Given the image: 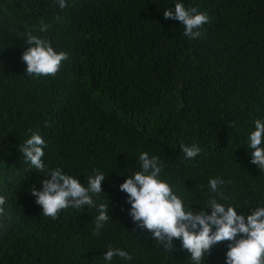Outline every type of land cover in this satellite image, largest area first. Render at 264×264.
<instances>
[{
    "label": "trees",
    "instance_id": "16d2710c",
    "mask_svg": "<svg viewBox=\"0 0 264 264\" xmlns=\"http://www.w3.org/2000/svg\"><path fill=\"white\" fill-rule=\"evenodd\" d=\"M176 2L66 0L60 9L58 0H0V264H109V245L133 257L110 264H193L180 240L165 250L130 216L119 185L140 169L143 152L160 158V178L186 210L211 215L216 177L232 181L219 202L238 214L264 206V172L251 163L247 139L264 121V0H179L210 18L195 40L164 19ZM28 32L69 54L55 76H26ZM33 133L46 142L49 169L85 185L94 169L106 176L94 197L109 205L99 236L96 208L61 210L55 220L42 214L31 189L47 177L18 147ZM181 144L201 152L186 159ZM229 243L200 264H227Z\"/></svg>",
    "mask_w": 264,
    "mask_h": 264
},
{
    "label": "clouds",
    "instance_id": "9594fccd",
    "mask_svg": "<svg viewBox=\"0 0 264 264\" xmlns=\"http://www.w3.org/2000/svg\"><path fill=\"white\" fill-rule=\"evenodd\" d=\"M58 2L60 9L66 7V0ZM163 16L166 20H178L184 28V36L192 40L199 38L200 29L210 22L207 13L198 11L197 7L186 8L179 0L174 9L165 10ZM47 29L46 24L40 27L41 32ZM24 42L29 45L22 55V61L27 65L26 76H55L62 62L69 59L67 52H57L49 40L31 32L26 33ZM254 126L255 130L247 138L252 150L251 163L264 172V121L257 119ZM18 147L24 162L47 177L40 182L41 189H31V195L36 197L35 203L42 207V214L55 220L61 210L74 208L79 211L85 206L96 208L98 215L93 235L99 236L110 219L109 205H97L94 197L103 192L102 183L106 176L99 169H94L95 174L87 176L85 185L78 178L65 174L62 168L49 169L42 159L47 145L39 133H33ZM180 151L186 159H195L201 149L195 144H181ZM138 162L140 169L119 185V190L127 194V202L131 204L130 216L138 229L150 232L152 239L165 250H172L174 239L180 240L193 264H200L214 245L224 241L230 242L227 264H264V206H256L250 215L238 214L236 207L219 202L229 199L223 186L232 181L216 177L209 180L210 192L214 194L208 199L211 215L205 208L199 212L192 207L186 210L184 201L174 192L173 186L160 178L163 172L160 158L143 152ZM5 202V197L0 196V217L4 216L2 206ZM116 256L125 260L133 258L127 251L109 245L103 259L110 264Z\"/></svg>",
    "mask_w": 264,
    "mask_h": 264
}]
</instances>
